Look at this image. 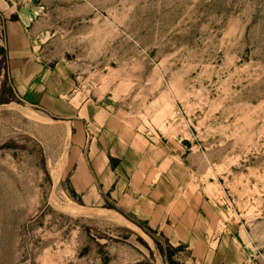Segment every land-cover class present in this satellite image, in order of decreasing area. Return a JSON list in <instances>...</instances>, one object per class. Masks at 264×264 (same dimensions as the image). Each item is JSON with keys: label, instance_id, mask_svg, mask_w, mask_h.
Returning a JSON list of instances; mask_svg holds the SVG:
<instances>
[{"label": "rangeland", "instance_id": "1", "mask_svg": "<svg viewBox=\"0 0 264 264\" xmlns=\"http://www.w3.org/2000/svg\"><path fill=\"white\" fill-rule=\"evenodd\" d=\"M222 237L264 264V0H0V264H200Z\"/></svg>", "mask_w": 264, "mask_h": 264}, {"label": "crops", "instance_id": "2", "mask_svg": "<svg viewBox=\"0 0 264 264\" xmlns=\"http://www.w3.org/2000/svg\"><path fill=\"white\" fill-rule=\"evenodd\" d=\"M14 58H16L19 54L18 51L13 50ZM16 61V60H14ZM11 68L13 69V78H16V82L17 84L19 83V81H22L20 83L23 84L22 87L24 88H30V92H33L34 87H37L38 85L36 84L37 81L39 80V77H43L45 75V70L41 69L40 66H38L36 63H32L31 61L25 63L24 64H19L17 65V67L15 65L11 66ZM61 81H63L61 79V77L59 76V73L53 75V78L49 81V85H52V88L55 90L59 89V86H57V84H60ZM19 85V87H20ZM100 153V152H97ZM114 156V155H112ZM118 158V163L117 165L113 168L112 171L118 172V169L122 168V170H125L126 165L123 162V159L120 161L119 159H121L120 157ZM102 170H105V166L100 165ZM132 172L129 171V173ZM118 175H120L119 173H117ZM116 177V176H114ZM118 179V178H117ZM120 180V178H119ZM110 184L115 183L117 185L118 180H114L113 178L109 180ZM178 233V232H177ZM178 234H182L179 235L180 239L179 240H183V239H189L191 237V233H184V232H180ZM210 253H205V262L204 260L200 262V264H254L252 259V255L249 254L248 252H246L245 250H240L237 247H235L233 244H229L228 241H225L224 238H221V242L220 240L218 241L217 244V248L210 250ZM203 262V263H202Z\"/></svg>", "mask_w": 264, "mask_h": 264}, {"label": "trees", "instance_id": "3", "mask_svg": "<svg viewBox=\"0 0 264 264\" xmlns=\"http://www.w3.org/2000/svg\"><path fill=\"white\" fill-rule=\"evenodd\" d=\"M155 244H156L157 248L159 249V251L162 252L159 244L157 242H155Z\"/></svg>", "mask_w": 264, "mask_h": 264}, {"label": "bare ground", "instance_id": "4", "mask_svg": "<svg viewBox=\"0 0 264 264\" xmlns=\"http://www.w3.org/2000/svg\"><path fill=\"white\" fill-rule=\"evenodd\" d=\"M25 113H26L28 116L35 117V116L31 115L30 113H28V112H26V111H25ZM110 217H111V216H110ZM113 217H114V216H113Z\"/></svg>", "mask_w": 264, "mask_h": 264}, {"label": "built area", "instance_id": "5", "mask_svg": "<svg viewBox=\"0 0 264 264\" xmlns=\"http://www.w3.org/2000/svg\"><path fill=\"white\" fill-rule=\"evenodd\" d=\"M253 263H254V264H259L255 259L253 260Z\"/></svg>", "mask_w": 264, "mask_h": 264}]
</instances>
